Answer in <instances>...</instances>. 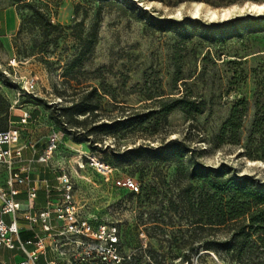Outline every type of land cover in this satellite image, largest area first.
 I'll return each mask as SVG.
<instances>
[{"label": "rangeland", "instance_id": "1", "mask_svg": "<svg viewBox=\"0 0 264 264\" xmlns=\"http://www.w3.org/2000/svg\"><path fill=\"white\" fill-rule=\"evenodd\" d=\"M262 2L0 0L1 12L11 9L9 21L14 10L18 19L16 31L0 36V93L10 105L0 129H22L38 152L55 144L47 171L70 175L81 214L94 225L117 226L123 264H182L186 258L183 264H243L236 250L220 244L230 236L228 227L192 225L183 191L195 163L225 165L228 173L264 181V147L248 146L257 104L264 106V14L239 10ZM196 4L202 5L199 17L193 16ZM233 7L227 17L219 16ZM208 8L218 11L216 19L204 12ZM34 9L49 16L50 24L30 20ZM145 11L156 19L202 25L233 21L213 31L192 24L161 30ZM94 30L92 53L74 65ZM4 78L16 85L9 87ZM27 80L35 83L34 95H18L19 83ZM92 87L103 95L97 114L64 116L62 109ZM183 95L205 99L206 111L187 116L174 110L166 122L151 118L116 135L94 132L100 123L156 109L159 96ZM240 100L249 106L241 141L222 142V124ZM23 111L31 114L27 124L20 122ZM125 177L137 182L139 193L117 184ZM21 254L8 250L0 258Z\"/></svg>", "mask_w": 264, "mask_h": 264}, {"label": "trees", "instance_id": "2", "mask_svg": "<svg viewBox=\"0 0 264 264\" xmlns=\"http://www.w3.org/2000/svg\"><path fill=\"white\" fill-rule=\"evenodd\" d=\"M145 14L154 20L161 30L192 24L213 31L233 21L202 25L199 20L185 23L177 22L173 19H156L152 15H148L147 11H145ZM29 19L36 24H40L43 21L45 24H50L51 22L50 17L39 9H34ZM97 39V31L94 30L92 37L86 41L83 51L75 59L74 65H82L88 59L87 55L92 53L93 47L97 44ZM4 81L9 87L16 85L8 78H4ZM18 86L20 88V85ZM104 92L107 93V89H104ZM102 97L103 95L99 92V88L92 87L80 101L74 102L71 106L62 109L64 111L63 115L76 117L77 115H86L87 113L97 114L100 110V99ZM154 97L151 95L148 99H154ZM159 97L156 99L158 103L156 109L143 114L100 123L94 126V132L98 131L116 135L123 129L136 125L143 126L151 118H155L156 124L162 121L166 122L168 116L174 110H180L187 116L200 115L206 111L207 103L203 98H193L188 95ZM9 106L8 101L0 93V123L10 118ZM257 108L252 130L248 138V146H253L257 142L259 147L263 148L264 106H260L258 103ZM248 111L249 106L246 100H240L233 105L228 118L220 129L219 138L222 142L230 140L236 144L240 143L241 129ZM9 128L0 129V131ZM162 148H158L157 151L162 150ZM130 152L129 150L125 154ZM248 155L251 157V152ZM189 179L192 182L188 184L183 193L185 194L184 200L186 201V206L193 217L192 225L197 227L207 225L209 228L228 227L230 236L220 243L225 246V250L227 252H235L236 250L238 254L237 261L239 263L264 264V259L260 258V255L264 254V181L252 175L228 173L225 165L213 167L200 163H195L192 166ZM172 205L175 206L178 203L173 202ZM211 248L213 247L208 249ZM255 254L256 257H254ZM255 258L258 259L257 262L253 261ZM189 261L190 259L186 258L182 264L185 262L189 263Z\"/></svg>", "mask_w": 264, "mask_h": 264}, {"label": "built area", "instance_id": "3", "mask_svg": "<svg viewBox=\"0 0 264 264\" xmlns=\"http://www.w3.org/2000/svg\"><path fill=\"white\" fill-rule=\"evenodd\" d=\"M19 85L18 95H34V81L27 80ZM30 119L31 114L23 111L21 124H27ZM27 148L35 154L38 152L37 144L25 139L22 129L10 127L0 131V247L18 249L25 255L15 264H39L40 257L46 255L48 249L53 259L47 260L46 264H123L125 257L119 250L117 226L113 223L96 226L91 219L81 214L75 201L74 183L66 172H61L57 177L55 187L47 185L48 200L45 207L35 214L31 212L35 209L37 188L30 186L29 177L16 169ZM55 148L54 143L48 144L39 154L38 162L48 164ZM116 182L131 191L140 190L131 177ZM15 185L27 186V205L24 206L17 198L20 192ZM54 192H57V198L51 196ZM5 216L9 221L4 219ZM20 216L31 226L40 225V231L34 232L30 239L23 240L20 236Z\"/></svg>", "mask_w": 264, "mask_h": 264}, {"label": "crops", "instance_id": "4", "mask_svg": "<svg viewBox=\"0 0 264 264\" xmlns=\"http://www.w3.org/2000/svg\"><path fill=\"white\" fill-rule=\"evenodd\" d=\"M11 11V9L5 10L3 12L0 11V36L1 37H7L10 35V33H13L18 29V19L17 14L14 10L12 17V22L9 21L8 13ZM11 124H19V121L17 120H11ZM10 127H16L15 125H11ZM41 152H37L36 154L30 149L27 148L23 151V158L22 161L16 165V169L18 172H20L23 176H27L30 179V186L37 188V198L35 199V209H33L31 212L35 214L36 212L43 209L47 203L48 200V193H47V185L50 187H55L57 185V177L60 175V172L58 173H50L47 171L48 164H43L38 162V157ZM4 181V178L1 179ZM15 187L19 190L18 199L21 201V203L25 206L28 204V195H27V186L26 185H15ZM52 197L57 198L58 194L57 192H54ZM6 221H9V218L7 216L4 217ZM20 227L22 229L21 232V238L23 240L30 239L33 237L34 232L40 231V225L31 226L26 220L22 219L20 216ZM30 249H33V246L29 247ZM20 251L18 249L10 250L5 247H0V253L6 252V251ZM21 252V251H20ZM22 253V252H21ZM20 255H17V257H10L7 258H0V264H15L16 262L20 261L24 258V254L22 253ZM53 259V255L51 251L48 249L46 255H43L40 257L39 264H46L47 260Z\"/></svg>", "mask_w": 264, "mask_h": 264}, {"label": "bare ground", "instance_id": "5", "mask_svg": "<svg viewBox=\"0 0 264 264\" xmlns=\"http://www.w3.org/2000/svg\"><path fill=\"white\" fill-rule=\"evenodd\" d=\"M245 8H247V10H249L250 12H253V13L258 14V15L264 14V2H262V3H252V4H249V5H246V6L242 7V8H239V10L243 11ZM235 9H237V7L224 8L220 12L219 16L227 17ZM201 12H202V5L201 4H196L195 8H194V11H193V16L194 17H199ZM204 12L207 15H209L211 19H216L218 17V11L216 9L208 8ZM94 161H95V159H94Z\"/></svg>", "mask_w": 264, "mask_h": 264}]
</instances>
